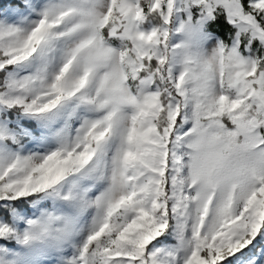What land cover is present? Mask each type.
Instances as JSON below:
<instances>
[{
    "label": "snow or ice",
    "instance_id": "6c2138e0",
    "mask_svg": "<svg viewBox=\"0 0 264 264\" xmlns=\"http://www.w3.org/2000/svg\"><path fill=\"white\" fill-rule=\"evenodd\" d=\"M0 264H264V0H0Z\"/></svg>",
    "mask_w": 264,
    "mask_h": 264
}]
</instances>
